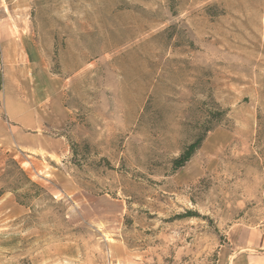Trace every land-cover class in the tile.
Instances as JSON below:
<instances>
[{"label":"rangeland","instance_id":"obj_1","mask_svg":"<svg viewBox=\"0 0 264 264\" xmlns=\"http://www.w3.org/2000/svg\"><path fill=\"white\" fill-rule=\"evenodd\" d=\"M0 31L50 121L0 147V264H215L264 229V0H0Z\"/></svg>","mask_w":264,"mask_h":264},{"label":"crops","instance_id":"obj_2","mask_svg":"<svg viewBox=\"0 0 264 264\" xmlns=\"http://www.w3.org/2000/svg\"><path fill=\"white\" fill-rule=\"evenodd\" d=\"M7 38L0 31V95L3 96V110L0 107V147L8 150H38V138L32 133L42 130L50 122L48 114L33 108L29 100L20 95L24 86L21 82L27 70H13L8 64L16 57H22L19 37L12 31ZM18 50L14 56L13 49ZM34 141L33 146L23 145ZM41 142L49 139L41 137ZM215 264H264V229L234 227L230 230L227 242L219 250Z\"/></svg>","mask_w":264,"mask_h":264},{"label":"trees","instance_id":"obj_3","mask_svg":"<svg viewBox=\"0 0 264 264\" xmlns=\"http://www.w3.org/2000/svg\"><path fill=\"white\" fill-rule=\"evenodd\" d=\"M204 137L197 139L195 142L188 145L182 152V154L174 160L173 166L175 170H179L186 166L191 161L196 152L201 148ZM35 185V184H33ZM37 186V185H35ZM1 197V195H0Z\"/></svg>","mask_w":264,"mask_h":264}]
</instances>
